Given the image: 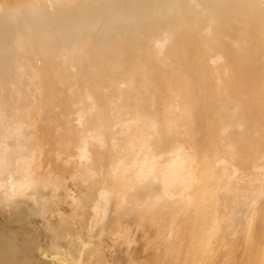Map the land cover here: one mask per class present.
<instances>
[{"label": "bare ground", "instance_id": "6f19581e", "mask_svg": "<svg viewBox=\"0 0 264 264\" xmlns=\"http://www.w3.org/2000/svg\"><path fill=\"white\" fill-rule=\"evenodd\" d=\"M0 264H264V0H0Z\"/></svg>", "mask_w": 264, "mask_h": 264}, {"label": "rangeland", "instance_id": "374dc122", "mask_svg": "<svg viewBox=\"0 0 264 264\" xmlns=\"http://www.w3.org/2000/svg\"><path fill=\"white\" fill-rule=\"evenodd\" d=\"M223 41H224V42H226V41H229V42H230V40L228 39V37H224V38H223ZM166 46H167V44H166L163 48H162L161 46H160V47L158 46V48H160V49H159L160 51H163V50H166ZM219 62H220V63H219ZM221 62H222V63H221ZM218 63H219V64H218ZM217 64H218V65H217ZM223 64H224L223 60H222V61L220 60V61H218V62L215 64V67L221 70ZM225 71H226V70H225ZM72 72L75 73V71H72ZM227 73H228V70H227V72H226L225 77L227 76ZM223 75H224V74H223ZM80 86H81V84H80ZM80 86H77V87L75 86V89L77 90L78 88H80ZM124 87H125V86H124V84H123V87H122V88H124ZM75 89H73V90H75ZM67 92H69V91L67 90L66 93H67ZM66 93L64 92V95H67ZM78 106H79V105H78ZM73 107H74V108H73V109H74L73 112H75V110L77 111V110L79 109V108H76V105H75V106L73 105ZM78 112H79V110H78ZM72 114H73L74 119H76V117L78 116L77 112H76V113H72ZM75 114H76V115H75ZM74 121H75V120H74ZM74 124H75V126H76V125H77V122L74 123ZM41 125H42V126H41ZM43 126H44L43 123H41V124H40V130H41L40 133H41L42 130H43L44 135H45L46 127L44 126V127H45V129H44ZM43 132H42V133H43ZM59 132H60V133H59ZM55 133H57V134H55ZM55 133L53 134L54 137L58 138L59 136H61V135L63 134V131H61V130L59 131V130H58L57 132L55 131ZM41 135L44 136L43 134H41ZM44 137H45V136H44ZM46 138H47V139H46ZM45 140H46L47 144L49 145L48 147H47V144L45 145V147L48 149V148H50V147L52 146L53 142L51 143V141H50L51 138H49V137H45ZM91 149H92V148H91ZM71 157H73V159L76 158V156L74 157L73 154H72ZM71 157H70V158H71ZM71 159H72V158H71ZM61 163H62V162H61ZM47 164L50 165L49 163H47ZM53 165H54V164H51L50 167H53ZM261 165H262V164H261ZM68 166H69V165H68ZM70 167H72V166H70ZM66 169H69V168H66ZM70 169H71V168H70ZM70 172H71V170H70ZM68 173H69V172H68ZM68 173H67V174L65 173V175H67V176H66V179H67V180H68ZM69 183H71V180H70V179L68 180V184H69ZM71 186H72V184H71ZM71 188H72V190L76 193V190L73 188V186H72ZM65 210L67 211L68 209L65 207Z\"/></svg>", "mask_w": 264, "mask_h": 264}]
</instances>
